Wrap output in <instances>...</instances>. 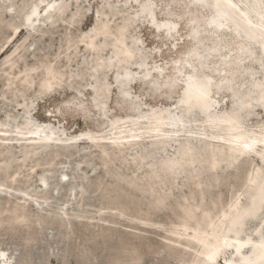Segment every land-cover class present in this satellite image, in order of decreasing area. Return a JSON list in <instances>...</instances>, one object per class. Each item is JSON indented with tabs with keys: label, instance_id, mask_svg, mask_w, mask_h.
Returning a JSON list of instances; mask_svg holds the SVG:
<instances>
[{
	"label": "rangeland",
	"instance_id": "1",
	"mask_svg": "<svg viewBox=\"0 0 264 264\" xmlns=\"http://www.w3.org/2000/svg\"><path fill=\"white\" fill-rule=\"evenodd\" d=\"M233 1L256 9L257 15L262 12L260 26L253 16L250 25H258L264 32V0ZM25 2V7L19 8L14 6L15 0H0V127L8 129V135L13 137L3 142L10 144V152L0 148V162L9 165L8 171L0 173V205H25L30 221L27 224L15 221L18 223L13 222V226L7 222L0 224V264L214 262L212 257L208 262L202 258L200 246L190 233H196V221L191 219L188 226L180 225L179 216L184 208L191 206L200 218L207 208L214 207L213 201L219 200L220 205L215 206L218 209H210L212 215L218 216L220 208L230 207L235 195L239 196V207L245 205L254 189V186L244 187L245 176L254 171L264 174V161L258 154L261 147L256 146L255 151L238 159L228 156L219 159L215 171L210 169L208 158L205 163L189 161L184 169L173 171L165 168L162 161L179 157L181 147L189 142L197 154L204 153L207 145L217 144L226 155L230 135L216 128V123L226 122L219 120L222 112L236 111L244 133L252 139L260 135L264 129V54L259 44L251 41L256 37L248 39L239 33L241 30L236 31V26L223 14L225 9L219 13L212 11V0L205 3L196 0ZM52 4L65 5L56 9L53 19L47 16L45 20L44 14ZM146 7L152 13L142 16ZM34 9L37 13L31 26L26 19ZM122 17L129 19L123 33H127L125 42L134 54L117 52L111 57L109 47L117 48L120 43L115 31L123 25ZM100 18L109 21L110 29L94 41L101 26L94 31L90 29L98 25ZM192 19L199 23L198 32L191 30ZM19 21L24 23L19 36L9 42L12 53L2 56L9 45L5 42ZM166 22L171 25L161 28ZM212 23L223 26L213 29ZM83 35L87 41L91 37L99 47L107 43L100 49L90 43L92 49L100 51L101 63L79 42ZM68 39L77 45L73 51L67 48ZM22 42L19 53H13ZM194 48L199 54L190 52ZM133 57V64L129 63ZM47 61L53 62L62 73L58 82L51 84L49 93L40 81L45 75L44 64H40ZM232 61L236 62L235 66ZM13 62H16L13 69H9ZM33 66L37 68L32 72L31 86L16 79L15 75L22 69ZM7 74L15 80L10 86L6 85ZM195 74L210 80L206 100L193 103L209 110L216 120L213 126L197 107L190 110L191 104L185 102V94L182 96L187 81ZM123 75L128 80L125 79L126 83L120 79ZM102 85L106 86L100 88ZM158 114H163L169 123L163 132L168 142L156 143L144 134L138 137L137 144L124 146L122 150L104 143L117 129L146 131L152 123L149 121H155ZM120 124L123 127L119 128ZM32 130L39 136L35 143L54 140L70 144L65 141L74 137L80 141L35 149L24 144L29 143L28 133L18 132ZM91 136H97L101 143H87ZM122 141L129 139H118ZM28 150L31 156L24 159ZM186 152L181 153L187 155ZM137 155L143 157L135 161ZM155 171L158 175H153ZM195 180H200L199 187ZM262 209L255 217L245 220L246 231L240 241L248 237L249 244H253L260 239L258 227L264 235ZM221 231L225 241L231 242L225 246L223 255L237 259L232 248L238 240L227 227ZM243 249V254L250 252L248 247Z\"/></svg>",
	"mask_w": 264,
	"mask_h": 264
},
{
	"label": "bare ground",
	"instance_id": "2",
	"mask_svg": "<svg viewBox=\"0 0 264 264\" xmlns=\"http://www.w3.org/2000/svg\"><path fill=\"white\" fill-rule=\"evenodd\" d=\"M26 0H15L14 6H18L19 8L21 7H25V5L27 4L25 2ZM34 2H37L38 0H32ZM241 1V0H240ZM17 2H19L18 5ZM61 2V0H60ZM197 2H202V1H197ZM147 3V2H146ZM150 3V1H149ZM148 4V3H147ZM253 4V3H252ZM251 4V5H252ZM257 4V3H256ZM63 5L65 4H52L50 6H48V9L46 11V13L44 14V19L47 20V16H51L50 18L53 19L54 17L52 16V14L56 11V9L59 7L61 8ZM146 4H144L142 7H145ZM212 11L215 10L216 13L219 12H223V10L225 9V13L228 14L229 17H227L229 20H231V24L236 26V31L241 30L239 33L242 34V36H247L246 38L250 39V38H255L251 41H255L259 44L260 48H261V52H263L264 54V35L261 34V32H263V30H261L259 28V22H261L263 19V14L262 12H259V15L256 14V9L254 10L253 8H251L250 6L244 4L245 6H241L238 2L233 1V0H212ZM238 7V8H237ZM142 9V8H141ZM140 9V10H141ZM143 10V9H142ZM146 12H149V14H151V10L150 8H144V11L142 13V16H146ZM2 13V11L0 10V14ZM36 10L34 9V11L31 13V15L28 16V19H26L29 24L32 22V17L36 16ZM4 15V14H3ZM116 15V13H115ZM141 16V15H140ZM141 16V17H142ZM252 16L255 17L258 20V25L257 26H252L250 25L252 22ZM97 17V16H96ZM117 17V16H116ZM128 17V16H127ZM127 17H122L121 22L123 21V25L121 26V28L119 27L117 30L115 31L116 33V38L120 39V43L118 44L117 48H113V47H109L111 50V57L114 56V54L117 52L125 54V55H132V53L134 54V51L131 49L132 47H130L129 45L126 44L125 40L127 39V33H123V31L126 29V27L128 26V21L129 19H127ZM131 17V16H130ZM49 18V19H50ZM119 18V17H118ZM152 18L154 19V16L152 15ZM226 18V20H228ZM2 18L0 17V20ZM120 19V18H119ZM126 19V20H125ZM151 19V18H150ZM152 20V19H151ZM150 20V21H151ZM195 19H192V32H198V28H199V23H197L196 21H194ZM211 20V19H210ZM154 21V20H153ZM212 21V20H211ZM196 22V23H195ZM251 22V23H250ZM24 22L19 21L16 25H14V28L11 32L10 37L7 39V41L5 42L9 44V42H12V40L15 37H18L20 32H22V30L20 31V26L21 24H23ZM72 23V22H70ZM109 21H107V19L105 18H100V20H98V25H94V27H92L90 29V31H94L97 30L99 28V26H101L98 31H96V37L94 38V41L97 39V37L101 36V34H104L107 32V30H109L110 28H107ZM217 23V22H216ZM33 23H31L30 25L32 26ZM152 26L154 25L153 23L151 24ZM156 25V24H155ZM171 25V23H165V25L161 26V28H166L169 27ZM213 26V29H216V26L222 27L223 24H211ZM12 26V25H11ZM115 26V25H114ZM207 26V25H206ZM210 26V25H209ZM124 28V29H123ZM264 28V27H263ZM123 29V30H122ZM122 30V31H121ZM20 31V32H19ZM121 32V33H120ZM264 33V32H263ZM257 34V35H256ZM86 35V34H85ZM85 35L81 36L79 42H81V44H83L88 50L92 51L97 59L98 62L101 63L100 61V51H96L94 49H92V47L90 46V43L94 45V47L100 49L103 48V46H106L107 43L105 45L102 46H98L97 44L94 43V41L92 39H90L91 37H89L88 41L84 39ZM131 36V35H128ZM78 37V36H77ZM114 37V38H115ZM217 37V36H216ZM102 40L105 39V37H100ZM113 37L112 39L115 40ZM132 38V37H131ZM218 39V38H217ZM76 40V39H75ZM135 40V39H134ZM77 41V40H76ZM92 41V42H91ZM131 41V40H130ZM259 41V42H258ZM224 42V41H222ZM67 43V42H66ZM75 43V42H74ZM89 45H88V44ZM137 43V42H136ZM24 42H22L20 45H16L17 48L13 51L16 52L18 49H20L23 46ZM222 44V43H221ZM224 45V44H222ZM77 46V45H76ZM72 44V39H68V49L70 51H73V48L76 47ZM138 46V44H137ZM244 47V46H242ZM10 48V44L8 45V47L3 51L2 56L9 54V52H11V50H9ZM241 48V46H240ZM23 50V49H22ZM67 50V49H66ZM68 50V51H69ZM76 50V49H75ZM19 51V50H18ZM17 51V52H18ZM77 51V50H76ZM197 48L192 49L190 52L191 53H196L199 54ZM16 52V53H17ZM12 53V52H11ZM15 53V54H16ZM19 53V52H18ZM75 54V51L74 53ZM72 55V54H71ZM144 55V54H143ZM146 55V54H145ZM21 56V55H20ZM70 56V55H69ZM68 56V57H69ZM198 56V55H196ZM13 58V57H11ZM19 59V58H18ZM134 57L131 59V61L129 63H132ZM15 60V59H14ZM13 60V61H14ZM17 60V59H16ZM69 60V59H68ZM129 60V59H128ZM54 61V60H53ZM146 62V61H145ZM16 63V62H15ZM14 62L11 63L9 65V69H13L14 67ZM42 63L44 64V73L45 75L43 77H41V84L45 87L46 92H50L51 91V84L56 81L58 82L59 77L62 76L61 71H59V69L56 68V66L54 65L53 62H41L40 65H42ZM37 64V63H36ZM133 64V63H132ZM142 64V63H141ZM228 63H225V67L228 66ZM232 64L235 66L236 62L232 61ZM141 66V65H140ZM139 66V67H140ZM37 68V66H33V67H27L22 69L19 73H17L15 75L16 79L20 78L23 81H25V83L28 86H31L34 83V76L32 74V72ZM143 68V67H141ZM157 68V67H156ZM12 72V71H11ZM11 72H9L11 74ZM14 73V72H13ZM149 74V73H148ZM127 75V74H126ZM147 75V73H146ZM6 76V75H5ZM124 77V75H123ZM126 77V76H125ZM130 77V76H129ZM122 78V77H121ZM12 79V75H8L7 74V86L12 85L11 82L14 83L15 80H11ZM57 79V80H56ZM126 79V78H124ZM62 80V79H61ZM127 80V79H126ZM126 80H124L123 83H126ZM37 81V80H35ZM128 81V80H127ZM208 81H210L208 78L199 75V74H195L193 75L192 79H190L189 81H187V84L185 85L184 89H183V94H185V102L187 104H191L189 106V109L191 110L194 107H197L196 109H199L201 112H203L205 115H207L208 119L207 121L211 123V126H213L212 124H214V119L212 117V115L209 113V110H207L205 107L203 106H196L194 105V101H201L203 102L204 100H206V98L208 97ZM258 82V81H256ZM6 86V87H7ZM103 86L105 87L106 85H102L100 86V88H103ZM12 87V86H11ZM16 87V86H15ZM33 87V86H32ZM207 88V89H206ZM18 90V89H17ZM206 90V91H205ZM11 92V91H10ZM96 92V90H95ZM110 93V92H109ZM248 95V94H247ZM251 96V95H250ZM182 100V98L180 99V101ZM199 102V103H201ZM185 103V104H186ZM201 107V108H200ZM186 108V105H185ZM185 113H190V112H185ZM215 116V115H214ZM149 118V117H148ZM167 119V118H166ZM219 120H225V124H220V123H216L217 126L216 128L218 130H220V133L222 131H226V134H229L230 137L227 138L228 143H227V147H226V155L223 152V149L221 146L219 145H213L214 147L211 146H206V148L204 149V153H196L192 150V147H190V142L189 144H186L184 147H181V151H180V156L177 158H169V159H164L162 161V165L165 168H168V170H174L176 168H183L189 161L190 162H195V161H203L205 163V161L209 160L210 164L209 167L211 170H214L217 168L216 167V163L219 159H225L226 156L228 157H232V159L234 160V158H237L239 156H242V154H249L252 153L253 151H255L256 146L261 147V150L258 151L259 154V159H261L262 161H264V153H262V151H264V129L260 132V135H256L254 136L255 138L252 139L250 138L248 135H246L244 133V131L241 129L240 125H241V120H240V116L236 111H228V112H222L221 115H219ZM128 121V120H127ZM149 122H152L151 124ZM148 123L150 124L148 126L149 131H144V132H133L130 129L129 132H127L128 130H116L113 134L112 137H110V140H105L108 142H104L106 144L111 145L112 147H115L118 150H122V148L124 146H128V145H135L139 142L140 139H138V137L143 136L144 134L149 137H151L153 139V142L156 143H160V142H164L166 137L163 135V132L166 130L165 126L169 123L166 122L163 114H158L156 116L155 121H149ZM207 122V123H208ZM222 125V126H218ZM120 127H123L121 124ZM215 128V126H214ZM28 129V128H27ZM33 129V128H32ZM21 130V129H20ZM140 130V129H139ZM215 130V129H214ZM8 132H10L8 129L5 128H1L0 127V148L3 149V151L6 152H10V144H4V141H8L10 139H12L13 137L11 135H8ZM19 134H23V133H28V141L29 143H24L25 145H30L33 146L35 149H39L41 147L44 146H60V145H70V144H76L78 143L77 140L78 137H74L75 139L69 140V141H65V143L70 142V144H61V143H57L54 140H49L46 143H35L37 141V139L39 138V136L36 135V132L34 130L32 131H28V132H23V131H18ZM127 132V133H126ZM111 135V134H110ZM250 135V134H249ZM25 138V137H23ZM90 139H87V143L91 144V145H99L101 142H99L96 139H99L97 136L95 137H89ZM121 138H125V139H129V141L127 142H118V139ZM168 138V137H167ZM171 139V138H170ZM101 140L102 137H101ZM252 140L254 141L253 143H255V145L252 144ZM99 142V143H98ZM165 142H168L165 141ZM164 142V143H165ZM187 143V142H186ZM224 144V143H223ZM181 146V145H180ZM203 146V145H202ZM26 147V146H25ZM24 147V148H25ZM204 147V146H203ZM56 148V147H55ZM180 148V147H179ZM145 149V148H144ZM143 149V150H144ZM149 150V149H148ZM197 150V149H196ZM201 150V149H200ZM105 151V150H104ZM178 151V150H177ZM187 151V155H182L181 152ZM139 152V151H138ZM143 152V151H142ZM30 151H26V157H24V159H28L27 156L30 155ZM136 153V152H135ZM13 154V153H12ZM37 154V153H36ZM58 154V153H57ZM3 155V154H2ZM1 155V156H2ZM10 155V154H9ZM40 155V154H39ZM55 155V154H54ZM123 155V154H122ZM134 155V154H133ZM25 156V155H24ZM31 156V155H30ZM29 156V157H30ZM33 157H36V155ZM121 157V156H120ZM127 157V156H126ZM134 157V156H133ZM142 155H137L136 157H134L135 161H139L140 158H142ZM173 157V156H172ZM7 158V157H6ZM47 158V157H45ZM30 159V158H29ZM42 159V158H41ZM128 159V158H127ZM238 159V158H237ZM20 160V159H19ZM47 160V159H44ZM181 160H183L184 162H180ZM205 160V161H204ZM40 161V160H39ZM42 161V160H41ZM40 161V162H41ZM132 161V160H131ZM18 162L14 160V163ZM37 162V160L35 161ZM133 162V161H132ZM207 162V161H206ZM229 162V161H228ZM236 162V161H235ZM157 163V162H156ZM198 163V162H197ZM201 163V162H200ZM233 163V162H232ZM19 164V163H18ZM23 164V163H22ZM25 164V163H24ZM45 164V163H43ZM53 164V163H52ZM139 164V163H138ZM190 164V163H189ZM194 164V163H193ZM196 164V163H195ZM20 165V164H19ZM50 165V163H49ZM199 165V164H198ZM12 166V165H11ZM8 162H0V173L1 172H5L6 170L8 171ZM15 167V166H14ZM13 167V168H14ZM161 167V166H159ZM188 167V166H187ZM11 168V167H10ZM16 168V167H15ZM157 168V167H156ZM164 168V169H165ZM111 169V168H110ZM155 169V168H154ZM159 169V168H158ZM184 169V168H183ZM196 169V168H195ZM17 170V169H16ZM260 170V168H259ZM10 171V170H9ZM115 171V170H113ZM117 171V170H116ZM159 171V170H158ZM158 171H155L153 175H158ZM179 171V170H178ZM261 171V170H260ZM194 172V171H193ZM15 173V172H14ZM122 175V173H120ZM161 174V173H160ZM173 174V172H172ZM13 176V175H12ZM173 176V175H172ZM5 177V176H4ZM135 177V176H134ZM169 177V176H168ZM7 178V177H5ZM9 178V177H8ZM12 178H15L12 177ZM167 178V176H166ZM192 178H195V176H193ZM148 179V178H147ZM242 179V178H241ZM240 179V180H241ZM140 180V179H139ZM156 180V179H155ZM176 180V178L174 179V181ZM190 180V179H189ZM243 180V179H242ZM16 181V180H15ZM165 181V180H164ZM196 181V185L197 187H199L200 185V180H195ZM243 182V181H242ZM6 183V182H5ZM13 183V182H12ZM15 183V182H14ZM134 183V182H133ZM159 183H161L159 181ZM166 183V182H165ZM171 183V182H170ZM149 184V183H148ZM147 185V184H146ZM162 185V184H161ZM160 185V186H161ZM165 185V184H164ZM163 185V186H164ZM158 186V185H157ZM242 186V185H241ZM254 186V189L251 190L250 194H248V199H247V203L245 205H243L242 207H239L238 205V197L237 195L234 196L233 199H235L233 201V203L230 205L229 208L222 207L220 208L221 210L219 211V215L218 216H214V214L212 215V211L210 209H218L215 206L220 205V201H213V206L212 208H207L204 213L202 214V216L199 218L196 217L195 215V209H193L191 206H187L186 208L183 209L182 211V215L179 216L180 217V221L178 222L180 225H184V226H188V223L190 222L191 219L196 221V226H194V229L196 231L195 234H193L192 232L191 235H193L194 239L197 240V244L200 246V252L203 255L202 258L208 262V260L212 257L214 259V262H212L211 264H219L218 262L223 260L224 264H238L240 261L241 264H264V235L261 233V227L257 228V233L260 236V239H257L254 241L253 244H249V240L250 238L246 237L245 239H243L242 241H240L241 235L243 237V233L246 231L245 230V220L247 218L250 217H255L256 215H258V213L260 211H262L264 208V174L261 175V173L259 171H254V172H249L245 178H244V187L248 188ZM30 188V187H29ZM196 188V186H195ZM202 188V187H201ZM155 189V187L153 188ZM157 189V188H156ZM160 189V188H159ZM162 189V188H161ZM198 189V188H197ZM148 190V189H147ZM151 190V189H150ZM161 194V193H160ZM154 195V194H153ZM162 197V196H161ZM203 197V196H202ZM7 198V197H6ZM44 198V196H43ZM184 198V197H183ZM46 199V198H45ZM192 199V198H191ZM161 200V199H160ZM204 200V199H203ZM223 201V200H222ZM165 202L164 198H163V203ZM185 202V201H184ZM191 202V201H190ZM186 203V202H185ZM199 203V202H198ZM5 204V203H4ZM190 204V203H188ZM225 204V203H224ZM230 204V203H229ZM7 205V204H6ZM11 205V204H10ZM159 205V204H158ZM197 205V204H196ZM162 206V205H161ZM206 207V206H205ZM228 207V206H227ZM202 208V205H201ZM26 206L22 205L20 203H13L11 206L9 207H5V206H1L0 205V224H2L3 222H7L9 225H12V223L15 221H21V222H29L30 220V216L29 213L26 210ZM126 211V210H125ZM216 211V210H215ZM264 214V213H263ZM260 215V214H259ZM259 217V216H257ZM35 219V218H34ZM235 220V221H234ZM248 220V219H247ZM237 221V222H236ZM248 222V221H246ZM264 222V221H263ZM18 223V222H16ZM15 223V224H16ZM39 223V221H38ZM4 224V223H3ZM7 224V226H9ZM30 224V223H29ZM33 224V223H31ZM248 224V223H247ZM5 225V224H4ZM23 225V223H22ZM13 226V225H12ZM29 226V225H28ZM6 227V226H5ZM15 227V226H14ZM12 227V228H14ZM223 227H227L230 231H232L234 233V239L238 240L237 242L233 243V253L236 255L237 259H233V255L230 258H226L224 254L225 250V246L228 244H231V242H226L225 241V234L221 231V229ZM16 228V227H15ZM6 229V228H5ZM10 229V228H9ZM249 234V233H248ZM250 236V235H249ZM257 236V235H256ZM230 246V245H229ZM232 246V245H231ZM250 248V252H248V254H243L242 250H244L243 248ZM249 250V249H248ZM243 260V261H242ZM196 263L199 262V260L195 261Z\"/></svg>",
	"mask_w": 264,
	"mask_h": 264
},
{
	"label": "water",
	"instance_id": "3",
	"mask_svg": "<svg viewBox=\"0 0 264 264\" xmlns=\"http://www.w3.org/2000/svg\"><path fill=\"white\" fill-rule=\"evenodd\" d=\"M196 1H202V3H205V0H196ZM223 14L226 15L227 17H229L228 14H226L225 12ZM124 78H126V77L125 76L124 77L122 76V78H120L121 81H124L125 80Z\"/></svg>",
	"mask_w": 264,
	"mask_h": 264
}]
</instances>
